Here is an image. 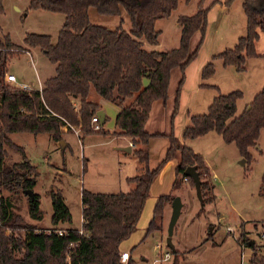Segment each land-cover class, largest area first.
<instances>
[{"label": "trees", "instance_id": "obj_1", "mask_svg": "<svg viewBox=\"0 0 264 264\" xmlns=\"http://www.w3.org/2000/svg\"><path fill=\"white\" fill-rule=\"evenodd\" d=\"M3 1L0 0L2 12ZM178 3L179 0H31L29 8L65 14L55 43L50 34L31 32L25 35L29 46L41 47L56 64V74L44 81L41 90L23 88L7 80L11 57L24 48L14 44L9 34L0 36V264H136L131 256L126 262L122 261L121 244L136 230L154 180L173 159L178 160L174 187H179L184 179L195 186L194 179L185 173L188 166H194L201 180L203 204L216 198L213 174L204 156L184 144L174 127L185 70L197 56L204 40L208 8L203 7L201 0L196 13L179 17L181 38L177 48L165 51L144 48V40L158 43L157 19L169 16ZM92 6L107 15H120L124 9L130 18L131 29L124 28L122 21L113 29L92 23L89 14ZM243 8L247 16L246 34L233 48L214 55L237 69L245 68L247 57L261 55L256 51V41L264 32V3L256 5L254 0H244ZM198 32L202 38L193 49V38ZM176 68L180 69L181 78L175 92L170 131L149 132L145 124L152 105L158 99L167 103ZM214 73L215 65L209 61L202 69V77L207 79ZM92 86L100 97L120 107L112 134L126 135L140 145L133 150L140 161V171L128 178L134 187L126 192L83 189L81 227L57 226L72 221L61 196L53 201L54 226L43 228L35 222L25 221L19 212L22 195L28 197L31 217L34 220L43 218L40 196L33 191L34 198H31L26 193L28 189L33 190L38 172L28 160L23 146L13 141L10 133H47L56 142L61 141L65 133L72 132L73 127L79 128L82 134L94 133L92 118L98 115L102 106L88 98ZM242 95L239 89L220 92L206 113L190 115L183 138L200 137L214 130L225 142L235 143L241 155L251 163L250 148L257 145L264 129V86L255 94L250 108L246 107L236 115L237 101ZM107 120L106 116L99 131L109 133L104 130ZM153 137H167L169 146L160 162L150 167L148 145ZM7 145L21 151L23 160L8 163ZM261 193L264 195V175ZM172 200L170 193L159 196L147 235L163 229L164 206ZM8 228L22 229L24 234L21 238L9 235L6 233ZM58 229L66 232L60 235ZM80 229L85 233L81 234ZM262 237L264 241V230ZM239 241L246 242L247 238L242 234ZM71 242L78 244L72 249ZM250 264H264V254L255 250Z\"/></svg>", "mask_w": 264, "mask_h": 264}, {"label": "rangeland", "instance_id": "obj_2", "mask_svg": "<svg viewBox=\"0 0 264 264\" xmlns=\"http://www.w3.org/2000/svg\"><path fill=\"white\" fill-rule=\"evenodd\" d=\"M30 1L7 0L8 8L0 11V25L3 28L0 36L9 34L14 44L30 49L29 52L13 55L8 67L19 83L24 82L39 89L48 77L56 74V64L41 47L29 46L25 42V35L31 32L50 34L55 43L65 14L29 8ZM200 1L179 0L178 6L169 16L159 18L155 23L159 31L158 43L151 44L144 40V48L161 51L177 48L181 38L178 19L181 15L196 13ZM226 1L202 0L203 7L208 8L205 37L197 56L186 67L179 110L174 117L176 135L195 152L204 153L213 165L216 198L203 204L201 191L185 179L178 188H173V176L169 171L159 181L155 180L136 230L122 243L136 259V264H250L255 250L264 254V195L261 193L264 175V129L261 130L257 145L250 148L253 155L251 163L241 155L235 143L225 142L216 131L196 138L182 136L184 127L190 123V115L206 113L213 98L220 92L229 93L236 89L242 91L243 95L237 101L236 115H239L264 86V32L260 33L256 41V51L261 55L247 57L244 69H237L232 64L226 65L222 58L214 57L226 48H233L247 31L244 0H232L230 4ZM15 3L21 7V11L15 9ZM254 3L263 4L264 0H254ZM89 14L94 24L113 29L122 21L124 28L131 29L130 18L124 9L120 15H107L92 6ZM201 38L202 34L198 32L193 38V49ZM209 61L214 63L215 73L205 79L202 77V69ZM180 78L181 71L176 68L172 73L169 97L165 104L167 118L174 110L175 92ZM88 98L97 102L101 99L94 86L91 87ZM108 102L106 100L102 104L108 117L105 127L114 129L118 109ZM169 119L165 121L163 114L154 112L149 127L166 129L167 124L171 127ZM169 129L166 130L169 132ZM93 130L94 133L82 134L79 128L73 127L72 132L64 134L62 140L65 146L54 141L47 133H10L11 139L23 146L28 160L38 172L33 191L40 196L43 218L34 220L31 217L28 197L22 195L19 212L25 221L35 222L43 228L54 226L53 201L61 196L70 210L72 221L57 226L79 227L82 220L83 189L95 192L130 190L131 184L125 177L138 172L136 168L139 159L133 153L118 148L122 146L123 138L105 137L113 135L112 130L104 129L109 130V133L99 131L101 128ZM168 143L167 137L151 139L148 145L150 167H155L165 156ZM6 148L8 163L23 160L21 151L9 145ZM176 161L177 159L174 160ZM169 193L173 199L179 196L182 202L171 237L172 245L169 243L168 226L173 200L165 203L164 210L166 208L168 211L162 220L163 229L147 235L158 197ZM13 232L20 236L24 234L22 229H14ZM242 234L248 242L239 241ZM166 252L170 253L168 260L156 261L157 258H164Z\"/></svg>", "mask_w": 264, "mask_h": 264}, {"label": "crops", "instance_id": "obj_3", "mask_svg": "<svg viewBox=\"0 0 264 264\" xmlns=\"http://www.w3.org/2000/svg\"><path fill=\"white\" fill-rule=\"evenodd\" d=\"M3 3H4V8L5 9H7L8 8V2H7V0H4L3 1ZM14 7H15V9H17L18 11H21V7L20 6H18V4H14ZM2 27V26H1ZM3 29V28H2ZM29 48H24V51H28L29 52ZM24 51H22V52H24ZM237 68V67H236ZM8 74H12V71H10L9 70V73ZM51 77V76H50ZM17 78V77H16ZM11 82H13V81H11ZM17 82L18 83H16V82H13V83H16V84H18L19 86H21V84H25L27 87H30V88H34V87H31L29 84H26V83H19V81H18V79H17ZM40 84H41V82H40ZM43 84H44V82H43ZM43 84H41L42 86L39 88L40 90L43 88ZM29 88V89H30ZM101 99L100 100H98V102L99 103H101V106H102V108H103V102H105L106 101V99H104L103 97H100ZM175 99V98H174ZM108 101V100H107ZM109 102H111V101H109ZM108 102V103H109ZM111 103H113V102H111ZM116 107H117V112H116V116H117V114L119 113V111H120V107H118L115 103H113ZM173 107H174V104H173ZM165 109H167V107H165V103H164V101L162 100V99H158V100H156L154 103H153V105H152V108H151V112H150V115H149V118H148V120H147V122H146V124H145V128H146V130H148L149 132H168L167 130L170 128L169 126H168V124H167V127H166V129H152V128H150L149 127V123L151 122V119L153 118V113L154 112H157L158 114H163V116H164V118H165V121H166V119H169V125H171V115H172V113H173V110H172V113H171V115H169V118H167V112H165ZM103 110V109H102ZM165 112V113H164ZM105 115H106V113H105ZM116 116H115V119H116ZM165 123V122H164ZM165 126V125H164ZM187 126V125H186ZM185 126V127H186ZM184 127V128H185ZM106 129H110V130H113V128H108L107 126L105 127ZM170 130V129H169ZM212 131H214V130H212ZM211 132V131H210ZM210 132H208V133H210ZM207 133V134H208ZM218 133V132H217ZM207 134H205V135H207ZM204 136V135H203ZM106 138H112V139H117V138H119V137H121V138H123V142H122V146L121 147H119L118 146V148H120V149H123V150H125V151H127V152H130V154H132L133 153V150L134 149H137L138 147H140V145L139 144H136V143H134L132 140H131V138L130 137H128V136H126V135H116V136H113V135H106L105 136ZM166 138V137H165ZM152 139V138H151ZM151 139H150V141H151ZM182 141V140H181ZM183 143H184V141H182ZM60 143V142H59ZM150 143V142H149ZM68 144V143H67ZM168 146H169V143H168ZM168 146H167V148H168ZM167 148H166V150H167ZM133 155H135L134 153H133ZM203 156H204V158H205V161H206V163L209 165V167H210V169H211V171L213 172V175L215 174L214 172H215V169H214V167H213V165L210 163V161L208 160V158L206 157V155L203 153L202 154ZM136 156V155H135ZM137 157V156H136ZM137 159H138V157H137ZM150 159H151V156H150ZM174 160L175 159H173V160H171V161H169L163 168H162V170L160 171V173H159V175L157 176V178L155 179L156 181H159L160 179H161V177H163L164 176V174L167 172V171H169V173L170 172H172V176H173V182H172V186H173V188H178V187H174V181H175V178H176V166H177V161L176 162H174ZM140 161L138 162V166H137V168H136V170H138V172L137 173H135V174H133V175H127L126 177H125V179L131 184L130 186V189L131 188H133L134 187V183L132 182V181H129L128 180V178L129 177H132V176H135L136 174H138L139 173V170H140ZM169 169V170H168ZM154 180V181H155ZM185 181H187V180H185ZM154 183V182H153ZM153 185V184H152ZM152 187V186H151ZM172 191V190H171ZM150 196V195H149ZM159 198V197H158ZM153 209H154V207H153ZM167 211H168V209H166L165 208V210H164V217H165V215L167 214ZM171 213H172V211H171ZM143 214V213H142ZM152 216H153V213H152V215H151V219H152ZM164 217H163V220H164ZM221 217H222V215H221ZM150 219V220H151ZM82 220H83V218H82ZM82 220H81V224H82ZM150 222V221H149ZM163 225H164V223H163ZM79 227H81V225L79 226ZM162 230V229H161ZM130 238V237H129ZM124 242V241H123ZM122 242V243H123ZM250 245H252V243L250 244ZM121 251L123 252V251H128L129 252V255L131 256V257H133L132 256V254H131V252L129 251V249L128 248H126L125 246H123L122 244H121ZM164 255H165V253H164ZM170 257V256H169ZM135 259V258H134ZM169 258H167V259H160V258H157L156 259V261H164V260H168ZM135 261H136V259H135ZM138 263V262H137Z\"/></svg>", "mask_w": 264, "mask_h": 264}, {"label": "water", "instance_id": "obj_4", "mask_svg": "<svg viewBox=\"0 0 264 264\" xmlns=\"http://www.w3.org/2000/svg\"><path fill=\"white\" fill-rule=\"evenodd\" d=\"M248 109L250 108V106L247 107ZM98 115H99V118H100V124L102 125L105 120H106V115H105V112L104 110H99L98 111ZM60 144H62V146H65V143L63 140L59 141ZM185 173L188 175V176H191L194 181H195V186L198 188V190L201 191L200 189V177H199V174L198 172L196 171L195 167L194 166H188L185 170ZM26 193L31 196V198H34V193H33V190L31 189H28L26 190ZM181 208H182V202H181V199L179 196H176L173 201H172V216H171V220H170V223H169V226H168V231H169V243L172 245L171 243V237H172V234L174 232V226L177 222V219L180 215V212H181Z\"/></svg>", "mask_w": 264, "mask_h": 264}, {"label": "built area", "instance_id": "obj_5", "mask_svg": "<svg viewBox=\"0 0 264 264\" xmlns=\"http://www.w3.org/2000/svg\"><path fill=\"white\" fill-rule=\"evenodd\" d=\"M7 80L8 81L17 82V78H16V76L14 74H8L7 75ZM21 87H23V88H30V87H27L25 84H21ZM92 125H93V128L96 129V130L101 128L99 115H95L92 118ZM47 232L48 233H51V230L48 229ZM57 232L60 235H64V233L66 232V230H64V229H58ZM6 233L9 234V235L14 234L13 229H11V228H8L6 230ZM80 233L81 234H84L85 232L82 229H80ZM15 236L21 238L20 234H16ZM77 244H78V242H71L70 248L73 249L75 246H77ZM169 256H170V253L169 252H166L163 259H167V258H169ZM20 257L23 258V255H21ZM129 257H130V255H129V252L128 251L121 252V259H122L123 262H126L129 259ZM69 258H70V252L68 251L67 252V260H69Z\"/></svg>", "mask_w": 264, "mask_h": 264}]
</instances>
